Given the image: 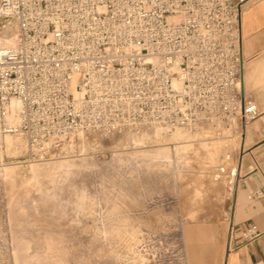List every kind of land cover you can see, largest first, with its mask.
I'll return each instance as SVG.
<instances>
[{
    "label": "built area",
    "instance_id": "2783aa9c",
    "mask_svg": "<svg viewBox=\"0 0 264 264\" xmlns=\"http://www.w3.org/2000/svg\"><path fill=\"white\" fill-rule=\"evenodd\" d=\"M252 2L0 0V15L16 23L15 43L0 47V150L6 135L24 136L42 156L79 130L220 135L256 117L241 90V18Z\"/></svg>",
    "mask_w": 264,
    "mask_h": 264
},
{
    "label": "rangeland",
    "instance_id": "374dc122",
    "mask_svg": "<svg viewBox=\"0 0 264 264\" xmlns=\"http://www.w3.org/2000/svg\"><path fill=\"white\" fill-rule=\"evenodd\" d=\"M13 34L16 23L0 15V47ZM241 122L220 135L79 130L42 156L24 136L6 135L0 264H191L196 248L215 254L228 232Z\"/></svg>",
    "mask_w": 264,
    "mask_h": 264
},
{
    "label": "crops",
    "instance_id": "0c3cea01",
    "mask_svg": "<svg viewBox=\"0 0 264 264\" xmlns=\"http://www.w3.org/2000/svg\"><path fill=\"white\" fill-rule=\"evenodd\" d=\"M243 70L241 90L245 103H255L258 115L241 122V141L232 172L228 232L215 254L196 248L191 264H264V0H253L242 13ZM257 226L260 234L246 239L244 231Z\"/></svg>",
    "mask_w": 264,
    "mask_h": 264
},
{
    "label": "bare ground",
    "instance_id": "6f19581e",
    "mask_svg": "<svg viewBox=\"0 0 264 264\" xmlns=\"http://www.w3.org/2000/svg\"><path fill=\"white\" fill-rule=\"evenodd\" d=\"M14 32H15V31H14ZM8 33H9V32H8ZM5 34H6V33H5ZM10 34H12V33L10 32ZM8 35H9V34H8ZM13 35H14V37H15V34H13ZM9 36H11V35H9ZM9 36L7 37V36L5 35V38L2 40V41H3V44H4L5 46H7V45H13V44L15 43V39H14V37L10 38ZM14 106H16V104H15ZM157 126H158V125H157ZM160 129H161V128H159V129H158V128H155V129L153 130V131H154V132H153V133H154L153 135H156V136L159 135V134H160V131H159ZM178 133H180L181 136L183 135L182 132H179V131H178L176 134L178 135ZM183 133H184V132H183ZM176 134H175V135H176ZM7 136H8V135H7ZM24 141H25V143H26V147H27V141H26L25 139H24ZM7 142H8V143H13L14 141H13V139L8 138V139H7ZM10 145H11V144H10ZM10 145H9V146H10Z\"/></svg>",
    "mask_w": 264,
    "mask_h": 264
}]
</instances>
